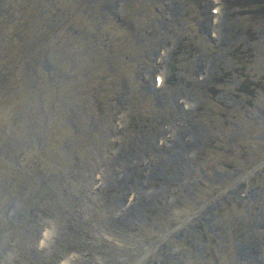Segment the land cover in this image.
I'll list each match as a JSON object with an SVG mask.
<instances>
[{
    "label": "rangeland",
    "instance_id": "1",
    "mask_svg": "<svg viewBox=\"0 0 264 264\" xmlns=\"http://www.w3.org/2000/svg\"><path fill=\"white\" fill-rule=\"evenodd\" d=\"M262 1L0 0V264H264Z\"/></svg>",
    "mask_w": 264,
    "mask_h": 264
},
{
    "label": "bare ground",
    "instance_id": "2",
    "mask_svg": "<svg viewBox=\"0 0 264 264\" xmlns=\"http://www.w3.org/2000/svg\"><path fill=\"white\" fill-rule=\"evenodd\" d=\"M141 91L144 93V94H146V95H148V93H149V90H150V88L148 87V86H146V85H141ZM179 139V138H178ZM178 142H177V146H178V150H179V152L177 153V154H179L180 153V150L182 151V149H183V146H184V144L183 143H181L179 140H177ZM182 141V140H181ZM183 142V141H182ZM129 210H131V208H128Z\"/></svg>",
    "mask_w": 264,
    "mask_h": 264
}]
</instances>
